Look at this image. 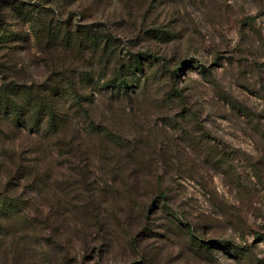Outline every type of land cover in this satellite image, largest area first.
<instances>
[{"label": "rangeland", "instance_id": "rangeland-1", "mask_svg": "<svg viewBox=\"0 0 264 264\" xmlns=\"http://www.w3.org/2000/svg\"><path fill=\"white\" fill-rule=\"evenodd\" d=\"M34 6L48 10L40 27L102 36L85 60L108 48L109 71L37 40ZM139 54L149 56L140 85L114 98L106 80ZM77 72L94 73L84 95L95 98L71 113L75 152L55 147V191L35 197L30 216L55 198V240L18 236L26 258L9 264H264V0H0V87ZM19 134L6 127L0 141L33 142ZM170 211L205 242L251 245L243 261L253 263L223 249L192 254Z\"/></svg>", "mask_w": 264, "mask_h": 264}, {"label": "trees", "instance_id": "trees-1", "mask_svg": "<svg viewBox=\"0 0 264 264\" xmlns=\"http://www.w3.org/2000/svg\"><path fill=\"white\" fill-rule=\"evenodd\" d=\"M33 8V12L27 14L26 19L31 23L32 35L37 40L45 38L52 43L53 49L56 45L66 51H73L72 59L79 61L80 65L84 64L86 68L95 67L98 63L101 73L106 74L109 71L113 56L108 54V48L98 62L85 60L87 47H96L99 37L103 40L95 30L85 29L80 33L71 34L62 28L56 30L55 27H46V25L40 27L37 24L41 23L44 12L48 10L41 6ZM90 50L91 56H95V50ZM131 56L130 63L121 64L112 79L106 78L105 88H111L116 99H131L130 93L135 88L133 83L136 81L137 85L141 83L140 78H136L137 74L141 73L145 76L143 62L148 61L149 56L147 54ZM202 68V74H205L206 69ZM94 81V73L83 75L77 72L69 78H50L48 85L43 88L10 80H6L0 87V136L6 133L7 127L12 133H24L26 135L24 140L33 141L31 144L13 142L10 146L0 141V171H4L6 176V182L0 187V264H9L11 260L19 257L26 258L25 248L23 249V246L16 241L20 235L39 238V233L43 236L49 234L50 240L48 241L52 244L55 240V198H52L50 211L47 214L39 210L33 218L30 217L31 211L36 201L35 197L46 195L50 199L48 192L55 191L56 160L55 152H53L55 147L59 149L71 147L72 156L75 152L76 146L65 142L69 136L71 113L74 112L78 116L88 113L86 104L91 103L95 95L85 96L84 91L88 90ZM98 89L103 90L102 87H96L95 94L98 93ZM136 89L139 90L140 87ZM173 95L181 97L180 92ZM91 128L94 127L91 126ZM41 138L45 139L47 144H44ZM51 149L52 152H49ZM21 189L29 197L25 198V195L20 193ZM166 214L178 221L187 229V234L192 236L188 242L192 254L200 256L213 249H223L241 261L245 257H250L251 245L240 246L230 241L205 242L195 237L192 226L185 222L181 212L172 213L170 211ZM259 242H264V236L259 237ZM250 262L253 263L252 258L242 263Z\"/></svg>", "mask_w": 264, "mask_h": 264}]
</instances>
